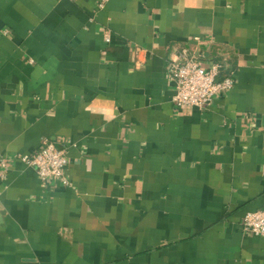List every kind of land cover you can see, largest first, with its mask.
<instances>
[{
	"label": "crops",
	"instance_id": "obj_1",
	"mask_svg": "<svg viewBox=\"0 0 264 264\" xmlns=\"http://www.w3.org/2000/svg\"><path fill=\"white\" fill-rule=\"evenodd\" d=\"M101 1L0 0V264H264V0ZM180 48L234 74L209 110ZM44 140L70 187L21 160Z\"/></svg>",
	"mask_w": 264,
	"mask_h": 264
},
{
	"label": "built area",
	"instance_id": "obj_2",
	"mask_svg": "<svg viewBox=\"0 0 264 264\" xmlns=\"http://www.w3.org/2000/svg\"><path fill=\"white\" fill-rule=\"evenodd\" d=\"M109 0H102L103 8ZM195 42L202 44L196 37ZM110 42V38H107ZM225 64L221 60L207 63L205 57L197 50L180 48L167 64L169 80L175 87L173 103L176 108L209 110L223 92L235 87L234 74L224 76ZM21 160L36 170L44 183L59 182L63 187H70L66 176L69 165L68 148H60L51 140H44L38 151L21 156ZM9 171L5 159L0 158V178L5 180ZM247 236L264 237V211L248 213L241 226Z\"/></svg>",
	"mask_w": 264,
	"mask_h": 264
}]
</instances>
